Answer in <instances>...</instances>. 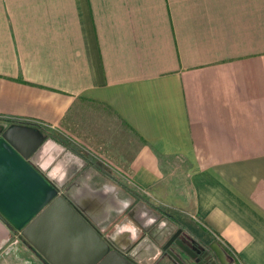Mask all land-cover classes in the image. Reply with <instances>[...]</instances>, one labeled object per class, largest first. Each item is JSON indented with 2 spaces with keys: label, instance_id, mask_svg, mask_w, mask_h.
<instances>
[{
  "label": "crops",
  "instance_id": "0c3cea01",
  "mask_svg": "<svg viewBox=\"0 0 264 264\" xmlns=\"http://www.w3.org/2000/svg\"><path fill=\"white\" fill-rule=\"evenodd\" d=\"M85 103L126 136L106 151L123 180L66 141ZM18 125L124 194L136 186L196 241L264 264V0H0V136ZM56 219L34 228L39 247L88 264L91 248ZM32 246L0 213V264H48Z\"/></svg>",
  "mask_w": 264,
  "mask_h": 264
},
{
  "label": "water",
  "instance_id": "95a60500",
  "mask_svg": "<svg viewBox=\"0 0 264 264\" xmlns=\"http://www.w3.org/2000/svg\"><path fill=\"white\" fill-rule=\"evenodd\" d=\"M84 163L64 146L46 140L38 130L26 125L6 129L0 136V213L48 264L63 263L55 254L39 247L33 230L50 215L57 218L51 229L57 231L60 224L69 226L76 241L91 248L93 256L88 264H140L130 254L137 247V230L116 225L108 234L118 217L136 200L106 181L95 168L83 172L87 165ZM99 182L107 183L99 188ZM138 209L136 206L129 217L147 232L145 226L140 225V216L143 214L142 220L146 219L148 226L155 224L145 212L133 217ZM180 232L162 248L176 264L186 263L170 249L174 241L176 246L192 255L190 264H228L226 254L216 241L197 258L176 240Z\"/></svg>",
  "mask_w": 264,
  "mask_h": 264
},
{
  "label": "rangeland",
  "instance_id": "374dc122",
  "mask_svg": "<svg viewBox=\"0 0 264 264\" xmlns=\"http://www.w3.org/2000/svg\"><path fill=\"white\" fill-rule=\"evenodd\" d=\"M72 113L70 114L71 116H73ZM75 114L76 117L72 129L73 134H68L66 136V141H68L74 150L78 152L77 154L88 158L93 162H100L104 168L109 169L110 172L116 176V178L118 177L120 180H123L116 174L117 172L111 169L113 166L116 167V163L114 164L115 159L111 156L112 154L109 155V153H106V151H110L113 152V154H121V150H123V144L126 143V136L121 131V127L118 126L119 123L117 122V119L107 108L104 109L99 105H91L86 103L83 104V108L79 114ZM30 125L36 124L31 123ZM94 143H100L99 148H102L103 156H105L107 159L111 156V159H108L107 161L102 159L99 153L96 152L97 149L93 145ZM114 146L116 150L113 149ZM127 187L129 189L128 191L131 192L134 198L138 197L139 200H144V202L146 201L145 198H142L144 193L139 191L136 186L128 185ZM218 241L221 240L219 239ZM224 243L225 242L223 241V244ZM230 250L228 251L231 253V262H233L234 259L235 262L240 261V264H244L238 256V253H236V251L232 248H230Z\"/></svg>",
  "mask_w": 264,
  "mask_h": 264
},
{
  "label": "flooded vegetation",
  "instance_id": "af4514ba",
  "mask_svg": "<svg viewBox=\"0 0 264 264\" xmlns=\"http://www.w3.org/2000/svg\"><path fill=\"white\" fill-rule=\"evenodd\" d=\"M70 154H73L74 156L77 155L74 154V152L72 151ZM129 194L134 198L131 193ZM134 199L136 201L135 203H133V206L129 208L122 216L118 217V220L116 221L115 225H113L108 231L109 234L111 230H114L116 225L124 226L126 229L137 228V241L135 242V245H137V247L135 246L136 250H134L133 252L130 251L131 257L135 258L140 264H154L166 258L171 259L166 256V252H163L162 248L168 243V241H171V239L179 231L181 232L176 240H179L185 246H187L193 252L192 254H195L197 258H200L204 255L203 253L207 251L209 245H205L200 241H196L184 229H182L181 226L171 222L169 218L165 219L161 215L158 216L156 213H154L152 209H150V207L145 204L143 200H139L138 197H135ZM136 206H139L140 209L136 211L133 217H137L146 211L151 212V222H154L155 224L153 227H151L150 225L148 226V222L146 223V219L142 220L143 214L142 216H140V225L142 226L143 224L147 232L141 230L142 228H140L138 225L135 226L133 219L129 217L131 211ZM148 237H151L153 241H151ZM219 242L216 243H218V245L223 249L224 253L227 256L228 264H230L231 260L229 259V256L226 253V249L228 250V247L227 245L223 244V242ZM170 249L175 253V255L178 256V258H180L181 261L186 264L191 263L190 256L192 255L185 253V251H183L179 246H176V241L173 242V244L170 246ZM174 264L176 263L174 262Z\"/></svg>",
  "mask_w": 264,
  "mask_h": 264
},
{
  "label": "built area",
  "instance_id": "2783aa9c",
  "mask_svg": "<svg viewBox=\"0 0 264 264\" xmlns=\"http://www.w3.org/2000/svg\"><path fill=\"white\" fill-rule=\"evenodd\" d=\"M34 123L36 124V126H39V129L44 127L43 124H40V123H37V122H34ZM22 124H24V123H22ZM238 262H235V260L233 259V262H230V264H240V261H238Z\"/></svg>",
  "mask_w": 264,
  "mask_h": 264
},
{
  "label": "trees",
  "instance_id": "16d2710c",
  "mask_svg": "<svg viewBox=\"0 0 264 264\" xmlns=\"http://www.w3.org/2000/svg\"><path fill=\"white\" fill-rule=\"evenodd\" d=\"M37 127L36 125H31V127ZM228 247V246H227ZM228 250H230V247L228 248ZM227 249H226V253L228 254V256H229V259L231 260V250H230V252L228 251Z\"/></svg>",
  "mask_w": 264,
  "mask_h": 264
}]
</instances>
